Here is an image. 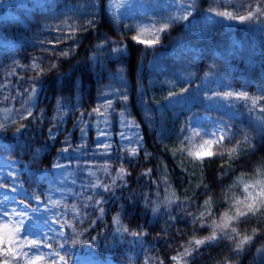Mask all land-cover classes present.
<instances>
[{
    "label": "trees",
    "instance_id": "16d2710c",
    "mask_svg": "<svg viewBox=\"0 0 264 264\" xmlns=\"http://www.w3.org/2000/svg\"><path fill=\"white\" fill-rule=\"evenodd\" d=\"M108 1L47 0L27 25L0 23V40L19 45L0 56V116L7 115L0 124L2 151L35 173L67 160L83 168L97 160L108 164L109 172L94 167L107 190L77 183L57 198L74 211L63 221L73 249L94 247L98 256L127 264H264V214L236 215L247 210L238 201L250 202L244 185H256L249 189L255 194L257 181L264 182V100L253 108L250 100L219 101L209 91L220 86L234 95L264 96V31L250 29L264 25V16L231 21L243 42L236 54H229L232 31L216 25L208 39H200L168 16L159 45L148 47L132 39V21L109 15ZM249 4L264 6V0H193L192 16L244 14ZM182 39L203 52H185ZM105 101H111L112 146L103 156L95 148ZM195 113L225 121L232 130L203 161L186 149L188 119ZM123 115L140 129L135 155L122 145ZM237 145L232 158L229 150ZM78 175L88 176L82 170ZM21 179L32 195L50 198L47 181L25 172ZM213 232L218 239L197 248L194 240ZM246 235L252 241L235 251Z\"/></svg>",
    "mask_w": 264,
    "mask_h": 264
},
{
    "label": "rangeland",
    "instance_id": "374dc122",
    "mask_svg": "<svg viewBox=\"0 0 264 264\" xmlns=\"http://www.w3.org/2000/svg\"><path fill=\"white\" fill-rule=\"evenodd\" d=\"M47 0H3L0 3V23H20L27 25L32 19L33 11L36 7H45ZM121 0H116V4H120ZM191 5L189 9L188 6ZM3 8V10H1ZM190 11V15L187 19L182 17ZM107 12L116 21L130 20L131 28L135 34L140 29H148L149 31L143 37L144 39H153L150 34L155 29L164 26L162 20L165 16L172 19L182 21L185 24V29L197 35L200 39H208L212 34V28L216 25L223 26L227 31L233 32L231 36V50L229 54H236L243 48V42L236 37L234 33V27L232 22L224 17L217 16L214 13L207 12L201 18H193V0H127L123 7L113 6V0L108 1ZM158 12V14H154ZM251 32L260 34L264 31V25H256L250 27ZM159 36V40L163 32H156ZM181 49L185 52L191 51L196 54L203 52L202 48L189 45L186 40L179 42ZM145 45V44H144ZM159 45V42L154 46ZM149 47V46H148ZM19 48L18 43L14 41L0 40V56L3 53H9L16 51ZM220 86L210 88L212 92L211 96L215 97L219 101H233V99H224L225 93L229 90L220 91ZM208 95V92H205ZM237 92L236 94H239ZM108 101L104 102L103 109L100 111L99 120L97 122V146L96 152L98 154H107L111 149V131L110 123L108 119L109 109L107 107ZM6 114L0 116V124L6 120ZM121 141L122 145L129 148L133 154H135L142 145L141 133L135 122L123 115L121 120ZM199 133V136L196 135ZM215 133V136H212ZM232 134V130L229 125L220 119L213 118L208 114L195 113L188 119V127L186 132V149L189 153L192 152H213L214 147L220 145L204 144V141L216 139L218 140L221 135L225 137L224 141L228 139ZM86 137V133L84 135ZM84 137V138H85ZM223 141V143H224ZM222 143V144H223ZM204 144L201 149L200 145ZM2 143H0V214L7 212L9 216H12L13 220H18L19 217L13 215L12 210L16 209L19 212H27L31 217V225L33 231L39 232L40 235L29 236L28 239H40L42 242L51 243L52 249L41 247L39 249L40 254L46 258L40 261V264H48V261L54 257L47 254L53 250H58L62 255L66 257L67 264H127L122 262H116L112 256L108 255L102 258L94 251V247L86 248L83 251H79L70 247L66 231L64 229L63 221L65 220L66 213L74 214V211L69 212L67 208H63L60 205V201L57 200L59 196L67 194L72 190L73 185L77 183L83 186L96 187L97 185L103 186L104 189L108 187L107 183H103L100 176L96 174L95 166L99 171L109 172L108 164L104 161H92L88 162L90 165L87 168H83L80 161L72 162L67 160L66 162H60L53 167L52 170H45L35 173L29 169V166L23 164L20 160L11 159L6 153L2 151ZM107 146V147H106ZM193 159L194 157L191 156ZM212 156H206L203 160ZM68 158V157H67ZM105 158V157H104ZM69 159V158H68ZM200 160V159H197ZM74 164V166H73ZM82 165V167H80ZM82 170L88 176H83L79 179V171ZM25 172L27 174H33L37 176V181L48 182V195L49 199L32 195L28 192L24 185L21 174ZM114 184L117 182L114 175L112 177ZM102 200V199H101ZM39 201V202H38ZM9 216H0V220L7 221ZM56 221V223H53ZM63 225V227H61ZM63 232V235L58 233ZM53 237L52 240L45 241L44 234ZM63 243L64 248H60L59 244ZM28 251V249H25ZM15 264V262H13ZM142 264H150L146 260ZM176 264V263H175Z\"/></svg>",
    "mask_w": 264,
    "mask_h": 264
},
{
    "label": "snow or ice",
    "instance_id": "6c2138e0",
    "mask_svg": "<svg viewBox=\"0 0 264 264\" xmlns=\"http://www.w3.org/2000/svg\"><path fill=\"white\" fill-rule=\"evenodd\" d=\"M127 0H121L120 4H116V0H113V6L115 7H123ZM248 9L249 11L241 14L240 12L234 11H217L214 14L217 16H221L226 18L230 21H238L240 23H246L253 20L255 17L264 16V6L257 4L255 7L249 4ZM191 8V5L188 6ZM190 15V11L187 12L182 18L187 19V16ZM170 19H172L170 17ZM71 27V26H69ZM168 24L155 29L154 32L150 33L153 36V39H144L143 37L149 31L148 29H140L135 36L132 37L134 41L140 44H145L146 46H154L156 43L159 42V36L156 35V32H163L166 31ZM70 36L75 35V29H73L70 33ZM64 55H68L67 52ZM34 68H37V65H33ZM224 99H235V100H243V101H251V105L253 108H256L259 104L260 100H264V96L261 97H249L245 93L233 94L231 92L225 93ZM126 99V97H125ZM107 107H111V101H108ZM96 111H99L98 109ZM260 111L264 112V107L260 108ZM199 136V133H196ZM215 133H212V136H215ZM225 137L221 135L218 140L213 139L209 141H204V144H214V145H222ZM245 142L247 141V137L244 138ZM204 144L200 145L202 149ZM107 147V146H106ZM239 145L229 150V156L232 157V153H235ZM133 155H135V149L132 150ZM180 151H184V149H180ZM215 153L211 151L206 152H192L189 151V155L193 156L194 159H200L203 161L204 157L212 156ZM221 155L223 153H220ZM235 158V157H232ZM124 169H121V172H124ZM257 185H259V190L253 194V192L249 191L250 188H255L256 185L253 184H245L244 185V192L246 193L245 200L250 201L249 203H244V201H238V203L243 204L244 207L247 209L246 211H241L237 209L236 215L237 217H246V216H257L258 213L264 214L261 212L264 209V182L257 181ZM107 190V189H105ZM39 202V201H38ZM208 202H206L207 204ZM14 216L19 217L18 220H13L12 216H9L7 212L0 214V216H9L7 221L0 220V264H40V261L45 259L46 257L40 254L39 249L41 247L52 249L53 245L51 243L42 242L40 239H28L29 236L36 235L39 237L40 233L33 231V227L31 225V217H29L27 212H19L16 209L12 210ZM203 216V213L201 214ZM211 215V213H209ZM56 223V221H53ZM116 223H119V219L117 218ZM203 226V225H202ZM63 227V225H61ZM124 231L127 232L128 229L124 228ZM232 232L236 233L237 229L232 228ZM256 230L253 229V235H255ZM63 232L58 233V235H63ZM132 236H139L140 234L137 232H131ZM45 241L52 240L53 237L50 235L44 234ZM218 239L215 232L212 233L210 237H206L205 239H196L194 240V244L199 248L200 245L205 244V242H214ZM253 236H244L240 239L239 243L236 245L235 251L239 252L243 249L245 244H248L252 241ZM78 241H74L73 243H77ZM193 243V242H190ZM64 244H59L60 248H64ZM28 249V251H25ZM185 254L191 255V252L186 248ZM48 256L54 257L48 264H67L66 257L62 255L58 250H53L47 254ZM173 261L177 260V257H172ZM163 264V261H161ZM187 264V261H185Z\"/></svg>",
    "mask_w": 264,
    "mask_h": 264
}]
</instances>
